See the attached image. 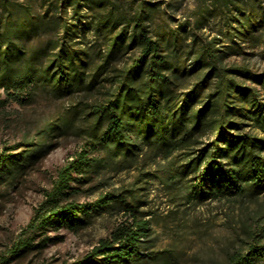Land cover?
I'll return each mask as SVG.
<instances>
[{"label":"trees","instance_id":"trees-1","mask_svg":"<svg viewBox=\"0 0 264 264\" xmlns=\"http://www.w3.org/2000/svg\"><path fill=\"white\" fill-rule=\"evenodd\" d=\"M96 1L103 5L106 0ZM57 2L64 12L70 7L73 19L81 21L79 0ZM262 2L198 0L181 23V48L177 32L149 29L153 19L149 6L138 7L131 15L107 13L97 20L110 33L105 63L123 48L133 54L113 68L102 97L88 106L86 141L58 169L25 229L77 230L113 206L124 218L84 256L63 264H144L160 257L146 252L151 226L146 213L139 211L134 190L128 191V198L107 192L91 202L68 201L71 182L98 164L91 154L100 150L107 165L115 158L129 165L142 154L148 163L161 159L154 173L146 174L167 187L171 200L202 203L264 194V72L226 62L230 54L243 52L242 44L252 48L251 35L264 60ZM212 8L229 16L215 33L205 34L201 30ZM0 11L1 89L18 96L37 84L55 92L95 86V76L87 79L89 56L84 49L62 40L27 50L20 40L36 33L38 23L9 0H0ZM119 23L123 27L114 31ZM55 24L66 34L70 30L64 21ZM45 147L35 143L16 154L0 153V183L23 172ZM261 217L260 207L253 219ZM247 235L228 264H264V245L257 243L260 235L250 229Z\"/></svg>","mask_w":264,"mask_h":264},{"label":"rangeland","instance_id":"rangeland-1","mask_svg":"<svg viewBox=\"0 0 264 264\" xmlns=\"http://www.w3.org/2000/svg\"><path fill=\"white\" fill-rule=\"evenodd\" d=\"M9 1L28 11L38 23L36 33L20 40L25 49H40L54 41L68 40L87 52V79L95 76L96 84L90 90L80 87L69 92H55L49 85L37 84L18 96L0 88V153L16 154L35 143L47 145L23 172L0 183V264L71 263L89 252L123 220L118 206L92 216L87 225L77 230L61 227L28 231L25 226L50 190L58 169L86 141L91 122L88 106L102 97L113 68L127 62L133 54L123 48L105 63L110 33L98 26L97 20L107 13L125 11L131 15L138 7L149 6L153 17L148 21L149 29L165 34L177 32L181 48V23L198 0H106L103 5H97L96 0H79L81 21L73 19L70 7L65 12L61 10L58 0ZM210 15L201 30L205 34L215 33L229 13L212 8ZM57 20L69 24L67 34L55 24ZM123 24L119 23L114 31ZM125 30L127 33L128 28ZM221 37L226 41L227 31H221ZM248 42L252 48L242 44L243 52L230 54L226 62L264 72V60L258 55L253 35ZM91 157L98 164L79 177L78 182H71L68 201L91 202L107 192L128 198V191L134 190L140 201L139 211L146 213L151 226L146 252L160 255L144 264H228L230 254L247 240L248 229L260 235L257 243L264 245V217L253 219L257 209L261 207V212L264 211V194L255 199L175 201L163 183L146 174L154 173L162 164L161 159L148 163L142 154L129 165L118 158L107 165L104 150L92 153Z\"/></svg>","mask_w":264,"mask_h":264}]
</instances>
